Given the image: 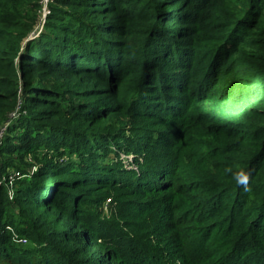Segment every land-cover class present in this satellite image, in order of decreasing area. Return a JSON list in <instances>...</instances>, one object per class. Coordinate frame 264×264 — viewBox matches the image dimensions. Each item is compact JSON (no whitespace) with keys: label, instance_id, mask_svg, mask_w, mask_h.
Listing matches in <instances>:
<instances>
[{"label":"trees","instance_id":"trees-1","mask_svg":"<svg viewBox=\"0 0 264 264\" xmlns=\"http://www.w3.org/2000/svg\"><path fill=\"white\" fill-rule=\"evenodd\" d=\"M46 6L0 0V264H264V0Z\"/></svg>","mask_w":264,"mask_h":264},{"label":"rangeland","instance_id":"rangeland-1","mask_svg":"<svg viewBox=\"0 0 264 264\" xmlns=\"http://www.w3.org/2000/svg\"><path fill=\"white\" fill-rule=\"evenodd\" d=\"M43 14H42V16H41V22H40V24L38 25V30L36 31V33H35V35H37V33H39L41 30H42V27H43V23H44V20H43ZM120 127H122L123 128V132L124 133H129L130 132V130H131V128H130V124L129 123H123V124H120ZM5 130H6V126L5 125H3V127H1V129H0V141L2 140V138H3V135H4V133H5ZM119 142V141H118ZM123 144V143H122ZM112 147H115V145H111ZM118 153H119V155H118V159L119 160H121L122 162H123V164L127 167V168H137V166H133L132 164H131V159L134 157V155L133 154H129V155H127L125 152H124V150L123 149H119V151H118ZM111 156H112V154H111ZM59 158H60V160L61 159H63L64 161H67V159L69 158V156H68V154L67 153H64V154H62V155H59L58 156ZM29 158H30V155H28V156H26V162L27 161H30L29 160ZM99 160V159H98ZM106 161V158H104V159H100V161L99 162H101V163H104ZM16 162L18 163L19 161L16 159ZM21 166L22 165H24L23 163H19ZM13 169L15 170V169H17V168H15V167H13ZM36 169V166L35 165H32L31 167H30V169L29 170H35ZM10 171H12V169H10ZM12 172H14V171H12ZM17 174V173H16ZM21 175V174H20ZM111 198H106L103 202H101V203H98V204H95V203H91V204H88L87 206L88 207H90V208H92V209H96L97 211H99V213L101 214V215H105V216H110L111 215V211L113 212V210H116V209H114V207L112 206V205H110V200ZM113 207V208H112ZM0 230H1V228H0ZM12 243H15V244H18L19 245V247H20V249H22V250H28V249H30V247L29 246H31V244H29L28 243V240L25 238V237H21V238H13V240H12ZM3 264H7V263H3Z\"/></svg>","mask_w":264,"mask_h":264},{"label":"built area","instance_id":"built-area-1","mask_svg":"<svg viewBox=\"0 0 264 264\" xmlns=\"http://www.w3.org/2000/svg\"><path fill=\"white\" fill-rule=\"evenodd\" d=\"M47 1H48V0H42V3H43L42 14H43V17H45V15H46L47 12H48V9H47V6H46ZM41 16H42V15H41ZM43 20H44V18H43ZM40 22H41V21H40Z\"/></svg>","mask_w":264,"mask_h":264}]
</instances>
